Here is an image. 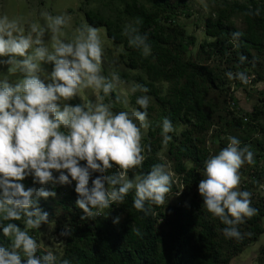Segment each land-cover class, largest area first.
Segmentation results:
<instances>
[{
	"label": "clouds",
	"instance_id": "obj_1",
	"mask_svg": "<svg viewBox=\"0 0 264 264\" xmlns=\"http://www.w3.org/2000/svg\"><path fill=\"white\" fill-rule=\"evenodd\" d=\"M200 3L207 11L204 0ZM248 14L258 15L259 10ZM40 17L43 25L23 16L0 14V57L5 58L0 64L8 66V75L19 74L15 82L8 76L0 79V231L10 241L8 246L0 244V264H72L69 259H58L51 250L38 255L41 244L31 234L45 224L54 227L39 201L54 198L57 185L75 182V205L82 210L81 219H86L123 204L130 192H134L133 207L147 215L152 205H164L174 184L173 173L164 163L137 174L146 159L143 141L151 127L150 97L146 95L150 89L133 85V94L145 93L135 100L139 107L114 110L105 99L123 81L118 72L103 75L101 30L82 23L67 38L65 30L72 17L66 11L55 15L42 11ZM142 23V18H136L124 26L122 34L129 47L147 58L152 50L148 33L140 31ZM232 35L236 40L241 33ZM246 60L239 56L241 64ZM44 64L52 65L50 72H45ZM225 75L244 85L250 83L246 72ZM86 91L94 95V102L84 98ZM76 97L82 103H70ZM116 100L125 109L129 105L127 97L121 100L117 96ZM159 127L161 143L167 146L176 129L168 117ZM226 140L225 147L204 161L198 193L206 211L224 225L223 236L241 241L251 233H242L239 225L259 213L252 206V193L241 189L240 170L245 164H255V154L249 145L241 146L237 136L227 135ZM94 173L98 175L93 178ZM29 177L33 186L26 187L24 181ZM21 220L23 227L14 222ZM71 233L65 225L60 235Z\"/></svg>",
	"mask_w": 264,
	"mask_h": 264
},
{
	"label": "trees",
	"instance_id": "obj_2",
	"mask_svg": "<svg viewBox=\"0 0 264 264\" xmlns=\"http://www.w3.org/2000/svg\"><path fill=\"white\" fill-rule=\"evenodd\" d=\"M116 1L121 14L117 18L88 11L87 20L94 27L104 26L108 37L122 46L120 56L128 69L142 71L137 84L146 85L150 89L146 94L155 101L148 117L157 112L171 119L176 129L167 146L161 143V131L150 130L144 136L146 159L137 174L164 163L160 152L165 150L178 183L174 181L164 205H152L147 215L133 207L134 192H130L123 204L86 219H81L82 210L75 205V182L55 186V191H65L51 215L61 239L58 259L72 264H237L232 263L234 257L264 233V188L260 187L264 185V0H209L210 12L202 25L205 38L199 42L179 24L180 15L188 10L187 0ZM256 10L258 15L248 14ZM235 16L242 26L236 25ZM138 17L143 20L140 31L148 33L151 45L147 58L129 47L122 34L124 26ZM234 32L241 33L239 39H233ZM240 55L247 57L243 64ZM228 71L246 72L250 83L229 80ZM240 90L257 96L251 110H243L237 100ZM112 97L116 100L115 92ZM232 102L242 114L231 110ZM227 135L237 136L241 146L249 145L255 154V164L240 170L241 189L252 193V206L259 213L239 225L242 233H251L241 241L223 236L224 225L206 211L198 193L204 161L227 145ZM26 180L32 182L31 177ZM39 203L43 208L47 202L41 198ZM116 217L119 223H113ZM65 225L72 229L70 236L60 235ZM31 234L38 239V230ZM0 244H10L2 231ZM255 262L264 264V245Z\"/></svg>",
	"mask_w": 264,
	"mask_h": 264
},
{
	"label": "rangeland",
	"instance_id": "obj_3",
	"mask_svg": "<svg viewBox=\"0 0 264 264\" xmlns=\"http://www.w3.org/2000/svg\"><path fill=\"white\" fill-rule=\"evenodd\" d=\"M188 10L186 13L181 14L179 17V24L185 25L186 30L189 34H192L196 37V40L199 42L205 38L203 32V21L206 19L207 15L210 12L209 0H204V3L207 4V11H205L204 7L201 5L200 0H187ZM118 2L116 0H0V14L7 13L11 16H23L28 20L38 21L41 25L44 24V20L40 17V13L42 11L50 12L55 15L60 12H67L72 17V22L70 28L66 29V37L71 38L74 30L82 23L90 24L86 17V12L90 11L92 13H97L103 16H110L113 19L117 18L120 14ZM125 20L123 17L121 21ZM234 22L237 26H242V21L239 16L233 17ZM132 22V21H128ZM129 24V23H128ZM91 25V24H90ZM101 30L102 39L104 41L105 54H104V64H103V75L110 77L113 72H118L121 77L123 83L118 86L115 91V94L123 100L125 97L129 100V105L125 109L122 103L117 102V100L112 97H107L105 99L106 103H109L114 106V110H128L137 108V105L133 103V97L145 95V93H141L137 91L135 94L131 92V88L133 85L137 84L136 76L138 74H142V71H133L128 69L126 65H124L123 60L121 59L120 53L123 48L121 45L114 43L107 35L106 28L104 26L97 27ZM47 36L45 39L47 40ZM197 42V43H198ZM122 49V50H121ZM0 59H5L0 57ZM43 68L45 72H50L52 65L44 64ZM17 75H8V66L0 64V79H3L5 76H8V79L15 82ZM44 78L43 75L41 77ZM47 82V81H46ZM260 87V86H259ZM250 92H252L250 90ZM147 95V94H146ZM85 99L95 101L94 95L91 91H86L83 94ZM149 96V95H148ZM150 97V105L154 104V99L152 96ZM236 98L239 101L240 105L243 106V110H251L253 105L256 102L257 96H250L244 90H240L239 93L236 94ZM72 104L82 103L80 97H76L72 101ZM231 109V108H230ZM231 110L235 111L237 114H242L243 111L240 109ZM162 117L158 115L157 112H153L152 117H148L149 123L151 127L146 130L145 135L148 134L150 130H158L161 131L159 125L162 121ZM181 129L177 130L178 134ZM161 159L164 161V164L169 168V170L173 173V178L175 183H178V179L176 178L175 173L171 170V162H168L167 154L165 150H161L160 152ZM55 174V173H54ZM94 175H98L94 173ZM24 184L27 186H33V183L25 180ZM67 186V185H65ZM65 191H59L57 195L53 197H49L43 200L47 202L46 204H42V210L47 211L49 213V219L54 222V227H49V225H42L38 230V242L41 244L42 250H51L55 254L60 255L61 253V244L60 237L55 232L56 222L51 215L53 212L59 208V198L63 196ZM50 206V209L47 207ZM264 224V217H263ZM23 225V221H18ZM264 245V233H262L258 240L248 245L245 250L238 256L234 257L232 263L237 264H255V259L259 248Z\"/></svg>",
	"mask_w": 264,
	"mask_h": 264
},
{
	"label": "built area",
	"instance_id": "obj_4",
	"mask_svg": "<svg viewBox=\"0 0 264 264\" xmlns=\"http://www.w3.org/2000/svg\"><path fill=\"white\" fill-rule=\"evenodd\" d=\"M231 108H234V102L231 103ZM244 119L246 120L247 118Z\"/></svg>",
	"mask_w": 264,
	"mask_h": 264
}]
</instances>
